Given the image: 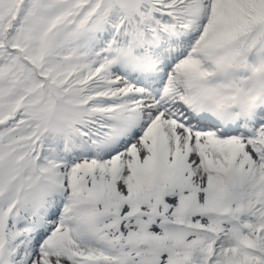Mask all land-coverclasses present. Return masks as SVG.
I'll use <instances>...</instances> for the list:
<instances>
[{"label":"snow or ice","instance_id":"6c2138e0","mask_svg":"<svg viewBox=\"0 0 264 264\" xmlns=\"http://www.w3.org/2000/svg\"><path fill=\"white\" fill-rule=\"evenodd\" d=\"M0 264H264V0H0Z\"/></svg>","mask_w":264,"mask_h":264}]
</instances>
